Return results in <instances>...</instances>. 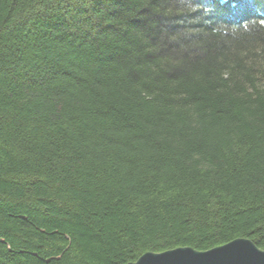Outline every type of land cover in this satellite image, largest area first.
Segmentation results:
<instances>
[{
  "label": "trees",
  "instance_id": "16d2710c",
  "mask_svg": "<svg viewBox=\"0 0 264 264\" xmlns=\"http://www.w3.org/2000/svg\"><path fill=\"white\" fill-rule=\"evenodd\" d=\"M264 0H0V264L264 251Z\"/></svg>",
  "mask_w": 264,
  "mask_h": 264
},
{
  "label": "water",
  "instance_id": "95a60500",
  "mask_svg": "<svg viewBox=\"0 0 264 264\" xmlns=\"http://www.w3.org/2000/svg\"><path fill=\"white\" fill-rule=\"evenodd\" d=\"M128 264H264V251L249 240L236 239L204 252L177 248L158 254L146 253Z\"/></svg>",
  "mask_w": 264,
  "mask_h": 264
},
{
  "label": "rangeland",
  "instance_id": "374dc122",
  "mask_svg": "<svg viewBox=\"0 0 264 264\" xmlns=\"http://www.w3.org/2000/svg\"><path fill=\"white\" fill-rule=\"evenodd\" d=\"M264 25V24H263Z\"/></svg>",
  "mask_w": 264,
  "mask_h": 264
}]
</instances>
